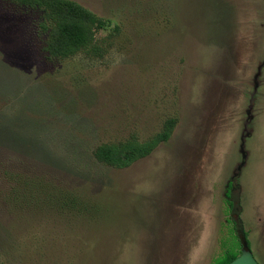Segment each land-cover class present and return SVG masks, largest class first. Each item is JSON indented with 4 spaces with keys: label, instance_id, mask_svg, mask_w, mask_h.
<instances>
[{
    "label": "rangeland",
    "instance_id": "374dc122",
    "mask_svg": "<svg viewBox=\"0 0 264 264\" xmlns=\"http://www.w3.org/2000/svg\"><path fill=\"white\" fill-rule=\"evenodd\" d=\"M71 1L107 22L100 56L50 59L0 0V264H211L239 232L264 264V0ZM170 118L128 168L93 158ZM20 176L90 207L9 206Z\"/></svg>",
    "mask_w": 264,
    "mask_h": 264
},
{
    "label": "trees",
    "instance_id": "16d2710c",
    "mask_svg": "<svg viewBox=\"0 0 264 264\" xmlns=\"http://www.w3.org/2000/svg\"><path fill=\"white\" fill-rule=\"evenodd\" d=\"M11 1L17 7L36 13V25L40 34L45 36L43 51L50 59L65 60L80 53L101 55V50L96 44V34L106 28L107 22L80 4L71 0ZM176 121L175 118L167 119L161 130L146 141H139L131 136L124 141L100 144L92 152L93 158L105 167L128 168L135 162L148 157L158 145L167 142ZM20 177L16 185H9L8 194L3 201L9 206L21 209L49 207L77 212H85L90 207L86 204L88 202L76 197L73 192L50 187L40 179L29 176ZM226 197L228 198L226 201L230 203L229 207L234 206L230 201L229 187ZM236 239L237 246L226 251V247L222 246V253L211 264H229L241 254L244 244L249 249L247 233L239 232Z\"/></svg>",
    "mask_w": 264,
    "mask_h": 264
},
{
    "label": "water",
    "instance_id": "95a60500",
    "mask_svg": "<svg viewBox=\"0 0 264 264\" xmlns=\"http://www.w3.org/2000/svg\"><path fill=\"white\" fill-rule=\"evenodd\" d=\"M229 264H258L254 257L252 256L249 249H247L246 244H244V249L242 250L241 254L236 257L233 261Z\"/></svg>",
    "mask_w": 264,
    "mask_h": 264
},
{
    "label": "flooded vegetation",
    "instance_id": "af4514ba",
    "mask_svg": "<svg viewBox=\"0 0 264 264\" xmlns=\"http://www.w3.org/2000/svg\"><path fill=\"white\" fill-rule=\"evenodd\" d=\"M233 203V202H232ZM234 204V203H233Z\"/></svg>",
    "mask_w": 264,
    "mask_h": 264
}]
</instances>
